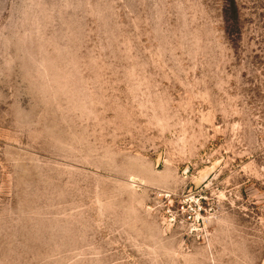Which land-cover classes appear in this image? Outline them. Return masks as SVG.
Returning a JSON list of instances; mask_svg holds the SVG:
<instances>
[{"label": "rangeland", "instance_id": "obj_1", "mask_svg": "<svg viewBox=\"0 0 264 264\" xmlns=\"http://www.w3.org/2000/svg\"><path fill=\"white\" fill-rule=\"evenodd\" d=\"M0 264H264V0H0Z\"/></svg>", "mask_w": 264, "mask_h": 264}]
</instances>
